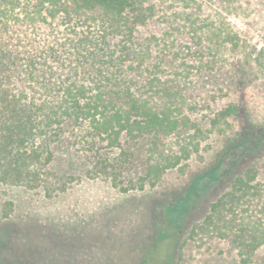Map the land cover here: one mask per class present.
<instances>
[{
    "label": "rangeland",
    "instance_id": "rangeland-1",
    "mask_svg": "<svg viewBox=\"0 0 264 264\" xmlns=\"http://www.w3.org/2000/svg\"><path fill=\"white\" fill-rule=\"evenodd\" d=\"M195 1L188 0L187 10ZM197 1L207 8L195 15L187 34L169 30V23L155 29L176 37L175 45L189 39L191 49H173L170 65L158 68L157 86L131 93L128 100L138 106L127 104L123 117H110L114 123L106 132L112 130L117 140L100 129L108 115L98 111L100 121L89 117L76 130L52 128L58 138L51 160L43 153L29 169L35 173L33 187L0 179V264H259L264 259V245L239 248V208L231 211L226 202L232 194L239 203L243 175L250 179L247 193L255 197L247 204L264 203V0ZM166 2L179 8L183 3ZM175 54L181 60L175 61ZM139 107L149 117L154 111L169 114L165 128L147 132L160 130L154 143L135 133ZM118 117L133 128L130 135L112 128ZM75 133L79 137L70 141ZM38 145L36 140L31 148ZM184 148L188 157L181 155ZM258 210L250 219L264 232Z\"/></svg>",
    "mask_w": 264,
    "mask_h": 264
},
{
    "label": "trees",
    "instance_id": "trees-1",
    "mask_svg": "<svg viewBox=\"0 0 264 264\" xmlns=\"http://www.w3.org/2000/svg\"><path fill=\"white\" fill-rule=\"evenodd\" d=\"M182 1L179 8L166 0H0L1 181L34 186L30 177L35 173L29 169L43 153H47L45 161L51 160V144L58 138L52 128L76 130L89 117L100 121L96 113L106 111L109 117L99 124L103 130L114 123L111 116H124L127 104L137 107L128 100L131 93L157 86L158 68L163 62L170 65L173 49L179 47L183 53L191 49L189 39L175 45L176 37L155 30L164 23L184 35L193 29L195 15L207 7L196 0L187 10L188 0ZM147 71L151 78L146 77ZM137 109L141 110L140 128L135 133L147 135L154 143L160 130L153 135L147 132L156 125L165 128L169 114L154 111L149 117L144 108ZM118 118L112 128L130 135L133 128ZM107 130H103L107 139L117 140ZM72 137L70 141L79 134ZM36 140L39 145L31 148ZM181 155L188 157L189 149L184 148ZM238 182L239 203L232 194L226 202L231 211L239 208V248L252 251L264 245V232L253 224L250 214L259 209L257 217L264 220V203L248 205L247 199H255L246 191L250 179L240 175ZM190 193L193 198L197 191L192 188ZM243 234L249 238L242 239Z\"/></svg>",
    "mask_w": 264,
    "mask_h": 264
}]
</instances>
